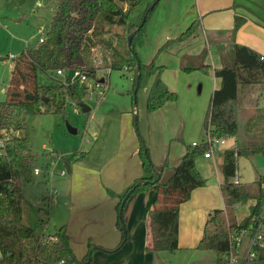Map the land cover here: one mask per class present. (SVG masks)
<instances>
[{
	"label": "trees",
	"instance_id": "16d2710c",
	"mask_svg": "<svg viewBox=\"0 0 264 264\" xmlns=\"http://www.w3.org/2000/svg\"><path fill=\"white\" fill-rule=\"evenodd\" d=\"M155 0H55L54 12L47 32L34 47L25 48L14 57L7 99L0 101V139L4 145L0 148V264H86L92 263V249L83 259L74 252L67 225H61L55 234L38 232L24 222L23 185L33 180L36 168V156L31 148L27 118L30 114L63 110L67 100L77 102L81 95L77 82H68L75 71L96 75L94 65L95 50L102 48L106 63L104 68L134 71V90L139 78L138 90L151 83L147 108L153 112L170 101L177 94L170 90L161 77L163 66L154 61L142 62L139 47L145 42L146 27L158 3ZM122 3H126L124 7ZM144 7L140 20L134 19L139 7ZM246 20L236 14L235 33ZM201 22L194 21L177 38L169 39L160 50H167L173 43L187 41L199 34ZM122 27V32L114 30ZM136 31L131 45L128 37ZM209 52L204 49L198 55L184 56L181 68L185 72L200 70L208 73L211 65L207 58ZM264 55L256 49L234 44V62L215 68V75L221 79V85L213 92L211 105L206 118V129L223 138L237 137L239 134V97L242 87L255 84L264 85ZM63 69L66 77L57 74ZM39 71H44L55 80L54 84H41ZM264 121V116L262 117ZM204 141L188 145L180 162L170 166L167 159L156 165L150 154V146L140 136L139 156L144 174L135 179L123 193L114 196L120 198L118 225L124 232L123 211L126 200L142 190L152 188L156 191L154 207L150 212L151 244L153 251H175L179 248L180 206L188 200L192 191L207 182L197 168L196 160L208 151ZM256 153H264V143L252 142L225 149L222 166V194L228 212V220L223 215L225 209H214L206 222L201 239L202 248L215 249L219 254V264H226L224 255L230 248V232L247 228L253 222L254 215L262 212L264 204L263 181L256 193L247 192L236 181L238 158ZM169 171L167 178H163ZM255 198L250 215L237 222L232 213L238 203ZM125 200V201H124ZM50 212L45 206L39 208V222L45 225ZM264 259V246L259 249L258 260Z\"/></svg>",
	"mask_w": 264,
	"mask_h": 264
},
{
	"label": "crops",
	"instance_id": "0c3cea01",
	"mask_svg": "<svg viewBox=\"0 0 264 264\" xmlns=\"http://www.w3.org/2000/svg\"><path fill=\"white\" fill-rule=\"evenodd\" d=\"M3 2H0V6ZM255 10H258V13L260 11V15ZM236 14L244 16L246 20L233 33ZM198 19L201 22L198 36L187 41L175 42L172 44L174 47L170 49L173 52L182 49L180 61H177L178 64L174 69L177 79L175 81L173 78L174 82L177 83L179 79V82L188 88L197 84L198 89L204 94L200 99L201 106L196 111L192 110L196 119L191 117L193 122L189 125V133H186L185 138L176 135L171 128L167 129L166 125L160 126L159 120L155 122L154 128L148 126L145 135L150 146L151 159L156 165L162 164L165 159L170 166L177 164L188 145L202 141L207 130L205 122L213 92L221 85V79L215 75L214 70L223 65L233 64L234 44L248 45L260 50L264 55V0H160L148 21L145 42L138 49L139 55L143 60L151 58L160 46L169 39L177 38ZM204 49L209 52L207 61L211 65L207 79L200 70L183 71L181 64L184 56L198 55ZM231 56L233 61L228 60ZM161 77L166 84L172 85L171 77L166 71H163ZM259 100L260 98L254 105L256 108L259 107ZM171 104L175 102L170 101L153 112H149L147 108V112L153 114ZM177 110L181 109L177 107ZM132 111L135 113L134 107ZM261 114L264 116V112ZM232 144L230 148L235 146L234 143ZM139 146L140 142L135 139L134 132L131 131V135H127L124 139L120 133L113 145L114 149L109 152L118 155L112 161L106 160L101 166V170L106 167L111 171L109 176L105 178V172L93 170L83 173L85 177L81 178L84 179V183L88 182L84 189L86 196L81 202L85 207L75 209L70 221L64 223L67 225L76 255L80 259L86 256L89 250L86 237L92 235L98 246L92 254L91 264H219V254L215 249L200 246L210 213L216 208H226L221 189L223 173L220 174L219 171V165L222 170L223 160L218 161L216 157L218 151L214 157L201 155L196 160L197 168L207 182L204 186L194 189L190 198L180 206L177 250L153 251L149 248L152 239L149 219L156 197V191L152 188L132 194L126 200L123 217L127 233L122 243L124 232L118 225L117 208L120 198L110 194L111 191L117 194L123 193L135 179L144 174V168L137 156ZM226 148L227 141L220 150ZM171 150L179 153L180 156L175 160L170 159ZM78 166L77 163H73L70 166V171L73 172L70 179L62 182L72 190L75 179L81 174L77 170ZM168 175L169 171H165L163 178H167ZM62 198L67 200L66 193ZM222 201L224 205L221 206Z\"/></svg>",
	"mask_w": 264,
	"mask_h": 264
},
{
	"label": "rangeland",
	"instance_id": "374dc122",
	"mask_svg": "<svg viewBox=\"0 0 264 264\" xmlns=\"http://www.w3.org/2000/svg\"><path fill=\"white\" fill-rule=\"evenodd\" d=\"M54 1L0 0L3 2L0 6V101L7 99L5 91L9 85L14 64L12 56H18L27 47L36 46L39 38L47 32L54 12ZM122 5L127 6L126 3H122ZM143 10L144 7L141 6L135 11L136 20L142 16ZM255 11L258 13V10ZM258 14L260 15V11ZM114 30L122 32L123 29L115 26ZM171 46L167 50H160V46L158 51L147 60H143L140 56L144 63L154 61L157 65L163 66L161 75L163 71H166L171 77L172 85L167 83V86L177 94V99L174 101L175 104H171L167 108L153 114L147 112L146 99L152 81L137 91L136 102H134V71L125 68L109 71L108 68H104L106 58L103 49L98 48L95 50L94 65L100 68L96 75L89 77L85 82H77L81 95L80 101L86 102L92 107L90 112H83L81 107L77 106L76 101L67 100L63 110L44 111L43 109L42 112L28 116L31 148L36 156L35 166L40 169V172L38 174L33 172V180L23 185V218L27 224L37 230H43L47 234H55L61 225L70 221L75 209L84 208L85 205H81V202L86 196L84 189L88 182L84 183V179L81 177H85L83 173L91 172V170L105 172V178L109 176L111 171H108L106 167L101 170V166L106 163V160L112 161L118 155V153L109 152L114 149L113 145L120 133L124 139L127 135H131L132 131L138 142L142 136L148 143L145 132L148 126L154 128L155 122L157 123L159 120L160 126L166 125L167 129L171 128L176 135L185 138L186 133H189L188 127L193 122L191 117L196 119L192 110L196 111L200 108V99L204 94L198 89L197 84L188 88L181 84L179 79L177 83L174 82L177 80L174 69L178 64L177 61H180L182 49L173 52L170 48H173L174 45ZM257 51L261 53L260 50ZM227 56L229 55L227 54ZM228 60L233 61V57H229ZM202 73L206 75L204 77L207 79L208 74ZM103 78L105 82L101 86H96V80L100 81ZM38 80L45 85L55 82L50 74L44 71H39ZM88 89L89 91H87ZM258 98H260L259 107L256 108L254 105ZM239 106V134L234 138L223 136L227 141V148H230L232 143L236 146L237 141L243 145L254 141L264 143V121H262L261 114L264 112V85L255 84L242 87ZM133 107L136 110L135 113H138L137 120H135V113L132 111ZM177 107L181 110L178 111ZM69 125L76 128L77 133L71 132ZM224 153L225 149L218 150L216 157L219 162L224 160ZM137 156L141 164L139 152H137ZM179 156V153H174L171 150L169 158L175 160ZM73 163L79 165L77 170L81 174L75 179V186L72 190L70 186H65L62 182L70 179L73 172L67 171V165L71 166ZM63 170L67 173L62 174ZM219 171L222 174L220 165ZM263 180L264 153L238 158L236 181L240 182L245 191L256 193L260 188L259 181ZM262 187L264 188V185ZM55 188L57 192L51 196V192ZM64 193L67 195V200L62 198ZM110 195L114 196L112 191ZM255 203L256 199L250 198L246 202L236 204L232 208L236 221L239 222L247 218ZM222 205H224L223 201ZM41 206H45L50 211L49 221L45 225L39 222ZM261 210H264V204ZM223 215L228 220L229 214L226 208ZM86 240L87 248L94 252L98 246L96 240L92 235H88ZM258 262V264H264V259Z\"/></svg>",
	"mask_w": 264,
	"mask_h": 264
},
{
	"label": "built area",
	"instance_id": "2783aa9c",
	"mask_svg": "<svg viewBox=\"0 0 264 264\" xmlns=\"http://www.w3.org/2000/svg\"><path fill=\"white\" fill-rule=\"evenodd\" d=\"M43 40V37H40ZM12 57H15L14 55ZM264 57V56H263ZM110 71V68H108ZM127 69V67L125 68ZM57 74L62 77H66V73L63 69H58ZM89 76L80 71H75L70 74L68 82H85ZM104 79V78H103ZM98 81V82H97ZM105 80H96V86H101ZM94 88V86H93ZM89 91V89L87 90ZM208 144V151L205 153V157H214V154L222 149L226 139L219 137L212 133L208 128L202 139ZM199 142H194L196 145ZM4 145V141L0 139V148ZM39 168H35L34 173L38 174ZM66 171H62L64 174ZM237 180V178H236ZM264 185V180H263ZM264 190V188H263ZM57 192L56 189L52 190L51 196ZM253 222L247 228L240 230H234L230 232V248L224 255V261L226 264H257L259 258V249L264 246V210L261 214L254 216Z\"/></svg>",
	"mask_w": 264,
	"mask_h": 264
},
{
	"label": "water",
	"instance_id": "95a60500",
	"mask_svg": "<svg viewBox=\"0 0 264 264\" xmlns=\"http://www.w3.org/2000/svg\"><path fill=\"white\" fill-rule=\"evenodd\" d=\"M158 1L159 0H155L153 3H152V5H151V7H154L155 5H156V3H158ZM135 33H136V31H133L130 35H129V37H128V43H129V45H131V43H132V39H133V37H134V35H135ZM139 78H140V74H138V76H137V85H136V87H135V90H134V101L136 102V94H137V91H138V88H139ZM104 79H102V81H103ZM79 106L81 107V110L83 111V112H85V113H88V112H90L91 110H92V107L90 106V105H88L86 102H80L79 103ZM135 119H137V113H135ZM69 130L71 131V132H73V133H77V129L76 128H74V127H72L71 125H69ZM68 167H67V171H70V165L68 164L67 165ZM125 201V200H124ZM123 224H124V221H123ZM127 232H126V230H125V234H126ZM81 264H86V262H82Z\"/></svg>",
	"mask_w": 264,
	"mask_h": 264
}]
</instances>
